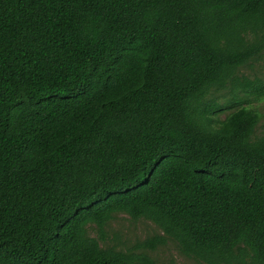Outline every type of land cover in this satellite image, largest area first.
<instances>
[{
	"label": "trees",
	"instance_id": "obj_1",
	"mask_svg": "<svg viewBox=\"0 0 264 264\" xmlns=\"http://www.w3.org/2000/svg\"><path fill=\"white\" fill-rule=\"evenodd\" d=\"M255 65L264 0H0V264H264Z\"/></svg>",
	"mask_w": 264,
	"mask_h": 264
},
{
	"label": "rangeland",
	"instance_id": "obj_2",
	"mask_svg": "<svg viewBox=\"0 0 264 264\" xmlns=\"http://www.w3.org/2000/svg\"><path fill=\"white\" fill-rule=\"evenodd\" d=\"M246 74H260L264 79V66L255 65L253 69L247 68ZM251 106L261 114L260 123L258 124L255 134L260 136L264 132V98L258 101H252ZM229 111L219 114V119H223ZM90 234L96 237L93 230ZM160 230L150 221L139 219L132 221L129 216L119 214L112 220L106 228V237L101 241V245H115L118 248L125 250L133 248L137 243L146 238L160 235ZM156 264H199L191 259H188L179 254L173 242H167L163 246H159L154 251L147 252Z\"/></svg>",
	"mask_w": 264,
	"mask_h": 264
}]
</instances>
